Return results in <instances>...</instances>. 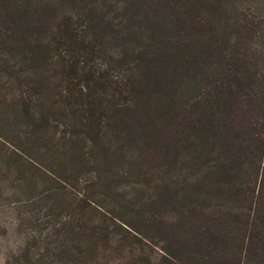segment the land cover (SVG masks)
I'll use <instances>...</instances> for the list:
<instances>
[{
	"label": "trees",
	"instance_id": "16d2710c",
	"mask_svg": "<svg viewBox=\"0 0 264 264\" xmlns=\"http://www.w3.org/2000/svg\"><path fill=\"white\" fill-rule=\"evenodd\" d=\"M3 165L6 264H264V0H0Z\"/></svg>",
	"mask_w": 264,
	"mask_h": 264
},
{
	"label": "rangeland",
	"instance_id": "374dc122",
	"mask_svg": "<svg viewBox=\"0 0 264 264\" xmlns=\"http://www.w3.org/2000/svg\"><path fill=\"white\" fill-rule=\"evenodd\" d=\"M124 1V0H122ZM258 0H228L232 9H241L250 6ZM121 9L120 14L124 13ZM136 11V9L134 10ZM132 11V12H134ZM131 12V11H129ZM144 26L150 29V35L155 39H159L160 27L154 24L145 23ZM13 142V141H12ZM5 142L3 148L5 151L13 155V143ZM2 147V144H1ZM0 264H6L4 255L10 251L15 245L16 239L19 238V229L26 225L28 215L27 208L21 202H16L13 196V172L7 170V166L3 165L0 171Z\"/></svg>",
	"mask_w": 264,
	"mask_h": 264
}]
</instances>
